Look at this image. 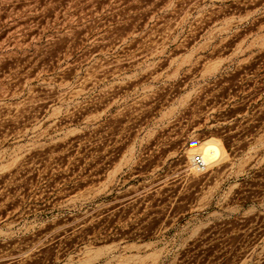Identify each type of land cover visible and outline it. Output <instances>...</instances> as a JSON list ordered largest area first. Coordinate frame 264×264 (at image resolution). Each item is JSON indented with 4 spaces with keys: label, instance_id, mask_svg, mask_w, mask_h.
<instances>
[{
    "label": "rangeland",
    "instance_id": "1",
    "mask_svg": "<svg viewBox=\"0 0 264 264\" xmlns=\"http://www.w3.org/2000/svg\"><path fill=\"white\" fill-rule=\"evenodd\" d=\"M0 264H264V0H0Z\"/></svg>",
    "mask_w": 264,
    "mask_h": 264
},
{
    "label": "bare ground",
    "instance_id": "2",
    "mask_svg": "<svg viewBox=\"0 0 264 264\" xmlns=\"http://www.w3.org/2000/svg\"><path fill=\"white\" fill-rule=\"evenodd\" d=\"M202 144H201V147H202ZM200 148L191 149L190 151H191V154H193L196 151H199L198 153H202L204 156L205 162H206V167H211L212 165L216 164L220 160L222 159L224 160V158H226L225 149L220 144V141L215 140L214 138L212 140H209L208 142L206 141L203 147L201 149ZM206 167L204 169H198L197 167L194 166L196 170H205Z\"/></svg>",
    "mask_w": 264,
    "mask_h": 264
},
{
    "label": "crops",
    "instance_id": "3",
    "mask_svg": "<svg viewBox=\"0 0 264 264\" xmlns=\"http://www.w3.org/2000/svg\"><path fill=\"white\" fill-rule=\"evenodd\" d=\"M213 138H214L215 140L220 141V139H218V138H216V137H209V138H206L204 141L200 142V144H198V145H193V146L189 147L188 150H187V157L190 158V156L192 155V157H191L190 159L193 161V156H194L197 152H194L193 154H191V151H190V150H191V149H198V148H200L202 143H203V144H202V147H203V145L206 143V141L208 142L209 140H212ZM220 144H221V145L223 146V148L225 149V147H224V145L222 144L221 141H220ZM197 147H198V148H197ZM202 147H201V148H202ZM201 148H200V149H201ZM225 152H226V158H224V160H226V159L228 158V153H227L226 149H225ZM189 155H190V156H189ZM224 160H223V159L220 160L219 162H217L216 164L212 165L211 167H213V166H215V165H217V164L223 162ZM187 162H189V161L187 160ZM188 165L190 166V167H189V169H190L191 166H192V164L188 163ZM211 167H206V169L211 168ZM206 169H205V170H206Z\"/></svg>",
    "mask_w": 264,
    "mask_h": 264
},
{
    "label": "built area",
    "instance_id": "4",
    "mask_svg": "<svg viewBox=\"0 0 264 264\" xmlns=\"http://www.w3.org/2000/svg\"><path fill=\"white\" fill-rule=\"evenodd\" d=\"M193 165L198 169H204L206 167V162L202 153H197L193 157Z\"/></svg>",
    "mask_w": 264,
    "mask_h": 264
}]
</instances>
